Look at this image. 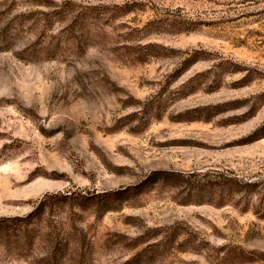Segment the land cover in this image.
Segmentation results:
<instances>
[{"label":"rangeland","instance_id":"1","mask_svg":"<svg viewBox=\"0 0 264 264\" xmlns=\"http://www.w3.org/2000/svg\"><path fill=\"white\" fill-rule=\"evenodd\" d=\"M0 218V264H264V0H0Z\"/></svg>","mask_w":264,"mask_h":264},{"label":"trees","instance_id":"2","mask_svg":"<svg viewBox=\"0 0 264 264\" xmlns=\"http://www.w3.org/2000/svg\"><path fill=\"white\" fill-rule=\"evenodd\" d=\"M84 13H79L77 15L78 18L83 17ZM81 15V16H80ZM76 17V20H77ZM191 175H194V173H191ZM31 213L26 215L25 217H14L12 218V220L14 222H26L29 223L31 220ZM9 218H0V241L3 242L4 245H8L11 246V244L14 242L16 244H19L20 247H27L28 246V228L25 227L26 229H22V231L20 232V235L17 236V238L15 240H13L12 238L14 237V229L11 226H7V222L8 221H12ZM11 232V233H10ZM13 240V241H12Z\"/></svg>","mask_w":264,"mask_h":264}]
</instances>
